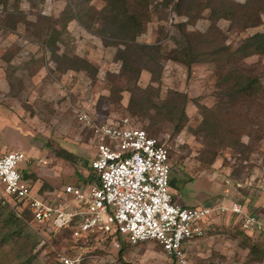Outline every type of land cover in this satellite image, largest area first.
<instances>
[{
    "label": "rangeland",
    "instance_id": "374dc122",
    "mask_svg": "<svg viewBox=\"0 0 264 264\" xmlns=\"http://www.w3.org/2000/svg\"><path fill=\"white\" fill-rule=\"evenodd\" d=\"M146 1L149 18L136 40L165 52L178 49L183 36L197 50L235 51L253 34L264 32V0ZM69 3L0 0V154L21 151L28 165L35 164L46 181L35 183V193L39 189L46 202L71 208V196L58 195L62 186L79 185L90 172L96 149L88 125L127 119L165 145L174 201L189 207L240 203L250 214L264 216V95L225 107L228 93L217 88L215 73L235 68L231 62L186 67L166 59L160 60L154 88L139 93L136 88L146 89L151 75L141 71L137 80L121 76L118 46L112 45L121 42L65 19L61 13ZM88 5L100 10L105 3L88 0ZM214 7L228 9L231 18L213 21ZM54 34L59 35L54 42L57 56L50 46ZM75 57L91 66L71 70L68 65L82 67ZM236 60V73L256 76L264 88V55L239 54ZM173 94L184 106L187 120L182 123L159 108ZM142 97L149 110H141ZM26 166L23 161L18 165ZM6 199L0 186V205L35 236L31 264H52L61 253L79 255L82 264H169L152 241L119 247L96 237L74 241L67 232L33 224ZM205 226L203 237L183 245L189 264H264V233H244L229 212L212 215ZM2 257L5 264L25 260L14 257L8 247L0 249Z\"/></svg>",
    "mask_w": 264,
    "mask_h": 264
},
{
    "label": "built area",
    "instance_id": "2783aa9c",
    "mask_svg": "<svg viewBox=\"0 0 264 264\" xmlns=\"http://www.w3.org/2000/svg\"><path fill=\"white\" fill-rule=\"evenodd\" d=\"M81 116V115H80ZM82 117H86L82 115ZM96 155L90 166L97 182L82 187L65 186L72 207L48 203L33 194L18 165L27 161L22 152L0 156V186L7 202L26 210L31 222L54 230L68 228L72 240L91 237L109 240L119 247L158 244L169 264H189L183 248L204 236L206 221L229 212L246 234L264 233V216L250 214L240 203L226 206H183L170 190L171 165L163 143L132 126L127 119L111 123L91 122ZM79 255L61 253L52 264H82Z\"/></svg>",
    "mask_w": 264,
    "mask_h": 264
},
{
    "label": "trees",
    "instance_id": "16d2710c",
    "mask_svg": "<svg viewBox=\"0 0 264 264\" xmlns=\"http://www.w3.org/2000/svg\"><path fill=\"white\" fill-rule=\"evenodd\" d=\"M69 1L70 3L67 5V8L61 13L65 19H75L82 26L94 31L99 37H103V34H108L110 37L117 38L121 42H118L119 44H112L115 47L118 46L116 60L121 62V76L137 80L141 71L147 72L151 75L150 84L146 89L142 90L136 88L139 93L144 94L148 90L154 88V84L159 79L160 75V60L166 59L184 64L186 67L203 61H210L216 64L221 60L231 62L235 68L222 67L215 73L218 83L217 88L224 95L228 93L225 107L230 102L236 105L237 101L241 99H254L257 96L264 95V88L256 76L236 73L238 70L237 67L240 69L239 63H236L237 55L240 54L242 57H249L255 54L264 55V32L253 34L235 51L223 52L220 49L215 51L197 50V47L190 42V39L184 38L183 36V40L180 41L181 43L178 46V49L165 52L161 46L156 44H140L136 40L141 34V26L143 22H147L149 18L147 12L148 3L146 0H102L105 5L100 10H96L94 6H89L88 0ZM222 7H214L212 9L211 16L213 21H216L217 18H231L228 9L226 10ZM54 35L50 46L52 48L51 53L57 56V47L54 42L56 40L55 38L59 35ZM105 44L109 45L110 43ZM74 59L75 61H79V63L82 64V67L77 68L74 67L76 65H68V68L71 70H85L91 66L87 61L78 57H75ZM173 97L174 94L169 96L159 108L168 109L166 113L175 118L178 116L182 123L183 120H187L184 106L179 105ZM131 101H133V99ZM146 102L148 103L147 99L142 97L140 100L141 110H149L147 104H144ZM151 106L157 108L155 105ZM208 118L209 117H205L204 124L208 122L210 127L211 124ZM262 124H264V122ZM176 131H180V126L177 127ZM89 171L90 172L84 182L96 183L97 176L90 165ZM20 172L23 179L27 180L28 177L22 173V171ZM169 185L170 189L171 187H175L171 175ZM16 205L20 206L19 204ZM22 213L28 214L25 209L22 210ZM24 226L25 224L22 222L21 218H19L14 212L7 211L5 206L0 205V249L8 247L12 250L14 257L25 259L23 264H31L33 260L31 252L36 248L37 242L35 241V236H33L31 232L29 233V230H25ZM62 231L67 232L71 238L70 230L68 228H65ZM0 264H5L3 257L0 259Z\"/></svg>",
    "mask_w": 264,
    "mask_h": 264
},
{
    "label": "crops",
    "instance_id": "0c3cea01",
    "mask_svg": "<svg viewBox=\"0 0 264 264\" xmlns=\"http://www.w3.org/2000/svg\"><path fill=\"white\" fill-rule=\"evenodd\" d=\"M18 152H21V151H18ZM2 154H4V153H2ZM2 154H0V156ZM26 159H27V157H26ZM24 162L27 164V166L25 168H22V169L20 168V171H22V173H25V174L31 176V178L30 179H27L26 181L30 184L32 193L33 194H36L37 196H39L41 198L44 197V195L38 194V192H39L38 190L39 189H37V192L35 193V183H40V182H42V180H44V182H46L45 179H44V177H42V176L39 175L40 171L35 168V164L28 165V163H29V160L28 159H27V161H24ZM84 181L82 183H80L79 185H68V186L81 187V185L87 186L89 184H94V182H92V183H86ZM32 182L34 183V186L31 184ZM47 184H49V183H47ZM64 187L65 186H62V188L60 189V192H59V195L58 196H65V194H63ZM175 202L177 203V201H175ZM179 204H181V202ZM181 205H183V204H181ZM183 206H187V205H183ZM121 243L123 244L124 241H122ZM165 258H166V261H168V258L166 257V255H165Z\"/></svg>",
    "mask_w": 264,
    "mask_h": 264
}]
</instances>
